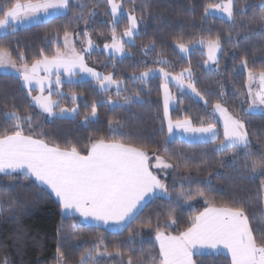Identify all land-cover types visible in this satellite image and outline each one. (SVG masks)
I'll return each instance as SVG.
<instances>
[{
	"label": "trees",
	"instance_id": "trees-1",
	"mask_svg": "<svg viewBox=\"0 0 264 264\" xmlns=\"http://www.w3.org/2000/svg\"><path fill=\"white\" fill-rule=\"evenodd\" d=\"M0 0V20L17 2ZM133 15L137 33L124 43L127 55L114 58L102 46L129 28L126 14L113 21L107 0H68L67 11L0 36V50L18 64L50 58L63 47L65 34L84 61L119 82L101 90L93 81L62 82L59 105L76 107L73 117L48 119L32 104L19 76L0 73V138L22 135L49 146L87 155L95 142L116 143L164 158L170 165L160 177L169 197L147 201L120 231L86 224L62 215L54 197L19 173L0 174V264H161L154 237L179 235L209 206L237 210L246 218L255 244L264 248V113L246 111V71L264 72V0H234L232 17L206 15L220 0H116ZM97 49L85 52L83 38ZM217 39L220 51L206 68L202 48L182 55L177 44ZM190 68L194 87L205 103L173 89L174 120L214 125L212 141L167 139L161 100V79L139 75L162 69ZM215 103L244 122L245 146L220 149L221 125ZM190 189L188 204L178 198ZM193 264H231L219 253L195 254Z\"/></svg>",
	"mask_w": 264,
	"mask_h": 264
},
{
	"label": "crops",
	"instance_id": "crops-1",
	"mask_svg": "<svg viewBox=\"0 0 264 264\" xmlns=\"http://www.w3.org/2000/svg\"><path fill=\"white\" fill-rule=\"evenodd\" d=\"M160 164L157 155L116 143L95 142L80 155L18 134L0 138V174L28 176L54 197L63 216L110 231H120L166 192ZM154 242L161 264H193L203 253L223 254L231 264H264V248L255 244L246 218L228 208L209 206L179 235L158 232Z\"/></svg>",
	"mask_w": 264,
	"mask_h": 264
},
{
	"label": "rangeland",
	"instance_id": "rangeland-1",
	"mask_svg": "<svg viewBox=\"0 0 264 264\" xmlns=\"http://www.w3.org/2000/svg\"><path fill=\"white\" fill-rule=\"evenodd\" d=\"M107 2L113 21H116L120 14H126L129 19L127 31L119 37L113 35L111 41L102 46L106 55L120 59L128 54L124 43L132 41L133 36L137 33V23L135 17L125 11L119 2L116 0H107ZM67 3L68 0L17 2L6 10L4 17L0 20V36L16 27L28 26L63 15L67 11ZM233 3L234 0H220L217 4L207 8L206 15L230 19L232 17ZM82 41H84L82 48L85 52L97 49L95 44L89 40L88 35ZM62 44V49L57 51L52 57H43L31 65L15 63L7 52L0 50V73H12L19 76L32 104L48 119L73 117L75 115L76 107L61 106L57 99L51 97L53 92L58 93V95L62 94L60 89L62 82H75L78 79H87L93 81L101 90L117 89L120 85L119 82L84 61L83 56L74 47L73 34H65ZM192 47L203 49L206 55L204 63L206 68L215 66L220 51L217 39L207 41L198 39L191 43L176 45L177 50L182 55H187ZM139 76L142 79H147L151 76H158L161 79V100L168 140L178 138L187 142H203L215 140L219 136L220 132L214 125L194 126L188 119L174 120L170 116V111L174 107L176 99L173 89L187 92L205 103L203 97L194 87V79L190 68H184L177 73H169L162 69H152ZM244 100L247 112L264 113V72L246 71ZM212 111L222 127V140L216 144L218 148L245 146L248 143L244 122L241 118L229 113L220 103L213 104ZM159 160L162 163L158 167L160 168L159 172H161L160 177H166L170 170V165L161 156H159ZM190 192V189L180 187L177 190V196L178 198H184L183 202L188 204ZM169 193L166 189V192L163 191L158 196L167 198L171 194ZM262 194L264 201V187Z\"/></svg>",
	"mask_w": 264,
	"mask_h": 264
}]
</instances>
